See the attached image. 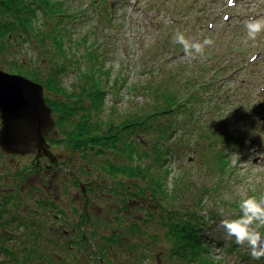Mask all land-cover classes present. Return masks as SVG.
<instances>
[{"label":"rangeland","instance_id":"374dc122","mask_svg":"<svg viewBox=\"0 0 264 264\" xmlns=\"http://www.w3.org/2000/svg\"><path fill=\"white\" fill-rule=\"evenodd\" d=\"M61 1L70 14L62 25L67 26V33L72 41L67 36L64 37L69 59H60L59 63L66 64V71L60 79L67 89H60L58 100L69 98L64 93L71 92L73 84L79 81L81 71L90 67V63L86 64L83 57L85 47L89 46H94L103 68L110 72V77H103L107 94L106 108L102 116L106 119L113 117L119 121L134 110L157 102L145 86L151 81L160 80L169 69H177L186 78L197 79L198 85H193V88L197 87L199 97L203 95L209 102L207 103V99L192 102L190 110L159 119V122L163 123H167V119L174 121L171 143L175 152L168 156L166 163L170 169L165 180L167 188L178 189L182 186L184 194L187 193L185 188L192 191V197L189 199L191 207L199 210L200 214L208 219L205 236L212 239L211 257L215 262L264 264V258L252 259L249 248L236 245L234 238L226 237L224 229L220 227L223 219L239 218V202L242 199L264 195V155H261L264 154V33L255 41L244 42L247 38L245 22L264 16V0H233L231 4L229 0ZM102 10L106 11L107 16ZM198 23H201L202 28ZM177 30L184 32L189 39L208 38L214 43L206 48L204 56L189 59L181 46L173 42V35ZM17 40L21 41L23 38ZM19 44L22 45V50L18 54L13 52V55L37 60L35 57L41 52L40 49L38 52V48L28 41ZM13 57L10 55L6 59L11 61ZM2 59L0 55V68L10 72ZM76 59L79 60L80 67L72 65L71 62ZM43 61L47 65L51 64L48 58ZM218 104H221V112L215 109ZM247 106L251 110L257 108L254 116L259 119L254 124L245 119L247 125L239 126L236 119L240 118L241 112L247 118ZM231 108H235V117L231 115ZM205 122L218 123L213 128L218 130L221 136L217 137L215 133L210 132ZM58 131L59 129L55 131L57 137H63L62 129ZM205 133L213 135L212 139H202ZM156 135V130L142 131V146H146L145 140L151 145L154 141L152 138ZM230 137H234V140ZM72 146L70 143H63L62 148H59L61 155L56 166L61 171L46 168L43 171L21 173L16 171L19 165L21 162H30V158H34L32 155L4 158V163L7 162L10 166L8 169L12 171H1L3 174L0 177V208L3 209L5 219H1L4 222L0 224V228L8 226L13 232L12 235L30 234L31 239H38L31 244L41 243L42 253L47 251L50 256V250L54 249L52 247H57L54 243H65L70 239L69 236L79 232L80 226L88 233L96 231L97 247H101L100 243L103 244L102 235L121 232L125 238L124 242L119 246L115 245V248L106 254V262L183 264L181 259L169 255L170 249L166 239H163L160 246L154 247L158 254L150 252V236L159 233L161 237L167 230V224L163 225L157 215V212L163 214L164 209L158 208L155 201L148 199L147 206L156 216L153 220H146L142 216L145 212L137 207L142 200L120 190L128 187L135 192V181L122 173L111 172L107 157H111L114 163H118L120 157L112 150L95 153L91 149L88 156L87 148L79 149L73 146V149ZM222 151L226 152L228 164H221L216 159L222 155ZM67 152L72 153V156ZM207 157L211 158L209 162L205 161ZM121 160L123 161L122 158ZM2 163L0 160V164ZM70 169L74 170L80 182L87 186L90 205V221L86 222L82 216L68 217L78 225L76 231L71 230L72 225L67 219L57 221L50 218L46 214L50 213L49 207H45L53 206L47 204L46 199L57 196L60 201L54 205L64 207L68 211L84 209L80 187L74 184L65 186L64 176H67L66 172ZM154 171L162 170L154 167ZM5 175L6 180L3 179ZM119 181L126 182V187H122ZM158 197L164 201L160 195ZM197 199L201 200V203L195 204ZM176 200L179 201L177 198ZM123 206L127 208H121V217L118 218H123L124 221L110 222L112 213L115 210L119 212L118 208ZM15 212L22 216V220L17 218L10 222L9 219ZM133 222H138L143 227L142 233L135 230L133 233L129 232L127 226ZM260 232L264 235V229H260ZM6 234L10 235L9 232ZM216 239H220L221 244H218ZM3 246L0 245V264H16L9 259L6 251L2 250ZM21 247L17 248L22 250ZM118 247L119 249L115 250ZM231 247L233 250H228ZM70 252H66L71 262L69 264H78V261L85 264L88 259L95 258L81 245L76 246L77 258ZM51 253L53 254V251ZM30 263L35 264L32 261ZM93 264H97V261Z\"/></svg>","mask_w":264,"mask_h":264},{"label":"trees","instance_id":"16d2710c","mask_svg":"<svg viewBox=\"0 0 264 264\" xmlns=\"http://www.w3.org/2000/svg\"><path fill=\"white\" fill-rule=\"evenodd\" d=\"M102 12L107 16L105 10H102ZM69 16L65 4L61 0H0V55L10 72L30 77L40 82L46 89L66 90L67 88L62 85L60 79V76L66 71V64L59 63V61L60 59H69L64 40L66 36L69 39L68 29L66 25H62ZM198 26L202 28L201 23H198ZM21 37L23 40H17ZM69 40L72 41V38ZM26 41L33 43L38 48V52L39 49L41 50L35 57L36 61L30 57L20 58L13 55V52L18 54L22 50V45L19 42L24 44ZM18 45H20V49H18ZM93 47H85L83 57L86 64L90 63V67L85 71H81L79 81L73 84L70 89L71 92L64 93L69 98L63 101L55 100L54 105H52L57 112L58 132H60V128L63 132V137H60L59 142L70 143L79 149L87 148L88 156L90 155V149L94 150L95 153H106L112 150L116 156L120 157V160L118 163H114L111 157H107L111 172L122 173L130 180L135 181L134 196L136 199L142 200L137 204V207L145 212V215L142 216L146 220H153L156 216V213H153L147 206L146 201L148 199L155 201L158 208L164 209L163 214L157 212V215L163 225L167 224L165 225L167 230L165 235L161 237L159 233L150 236L151 239H148V245L151 253L158 254L155 246H160L163 239H166L170 249L168 250L169 255L181 259L183 264H218L211 257L212 239L205 236L208 219L201 215L199 210L193 209L189 203L192 191H187V188H185L187 193L184 194L182 186H179L178 189H168L165 182L170 172L166 164L168 156L175 152L171 143L174 121L167 119V123H163L159 122V119H162L163 116L173 115V113L190 110L192 102L207 99V97H202L203 95L199 97V93L196 91L197 87L193 88V85H198L197 79L193 77L186 78L177 69H169L160 80L151 81L145 86L147 91H150L152 98L158 100L157 102L147 107L142 106L139 110H134L119 121L114 120L113 117L106 119L102 116L106 108L105 97L107 94L103 77H110V72L103 68L101 59ZM10 55L14 57L11 61H8L6 58ZM26 55L28 54L26 53ZM46 58L49 59L50 65L43 61ZM71 63L73 66L80 67L78 59L73 60ZM215 109L221 112V104L216 105ZM231 109V115L235 117V108ZM245 111L249 113L247 118L241 112L240 118L237 117L236 119L239 126L247 125L245 119H248V123L253 122V124L259 119L258 116H254L255 112L258 111L257 108L251 110L247 106ZM205 124L210 132L215 133V136H221V133L213 128L218 123L205 122ZM152 130L157 131V135L152 138L154 141L149 145L145 140L144 144L146 146H142L141 132ZM132 132H134V136L131 137ZM212 136L205 133L202 139L211 140ZM230 138L234 140V137ZM54 140L58 141L57 139ZM73 146L72 148L75 149ZM2 154L0 148V157H4ZM225 156L226 152L222 151V155L217 156L216 159L221 164H228V159ZM210 159L207 157L205 161L209 162ZM154 167H159L162 171H154ZM7 168H10L8 164ZM20 172L23 173V171ZM119 184L126 187L127 183L119 181ZM120 190L128 192V187L120 188ZM158 195L164 201L160 200ZM45 201L47 204H53V206L57 204L52 199H46ZM199 203H201V200L197 199L195 204ZM121 208L127 207H119V212L115 210L112 213L113 218L109 219L110 222L121 223L124 221L123 218H118L121 217ZM2 210L0 208V224L4 222L1 219H5ZM7 212L10 213L9 210ZM60 212L66 216L69 224L76 231L78 225L74 220H69V216L63 211ZM81 216L86 222L91 220L89 214H82ZM17 218L22 220V216L15 212L11 215L9 221L11 222L12 219ZM127 229L130 233H133L134 230L143 232V227L138 222L128 224ZM7 232L10 235H7ZM12 233L6 225L0 228V245L5 244L2 250H5L9 259L16 264H33L30 263L31 261L35 264H69L71 262L67 258L66 252L71 251L70 254L77 258L75 250L76 246L79 245L88 250L89 255L95 256L94 260L88 259L85 264H93L96 261L97 264H110V261L106 262V254L115 248V245L123 244L125 239L121 232L102 235L103 244L100 243L101 247H97L95 245L96 231L88 233L80 226L79 234H76L77 237L70 238L61 244H57L56 241L54 244L57 247H52L54 249L50 250L49 254L52 255L50 256L47 251L42 253L43 246L41 243L40 245L31 244V242H36L38 239H31L30 234L28 236L27 233L23 235H12ZM7 237L8 239H6ZM216 240L219 241L220 239ZM218 244H221V241ZM17 245L22 246L21 249H23H18ZM118 249L119 247L115 250ZM228 250L232 251L233 248L231 247ZM52 251L54 255L51 253ZM78 264H80V261H78Z\"/></svg>","mask_w":264,"mask_h":264},{"label":"water","instance_id":"95a60500","mask_svg":"<svg viewBox=\"0 0 264 264\" xmlns=\"http://www.w3.org/2000/svg\"><path fill=\"white\" fill-rule=\"evenodd\" d=\"M0 119V147L5 152H37L55 159L46 140L55 120L40 82L0 68Z\"/></svg>","mask_w":264,"mask_h":264},{"label":"clouds","instance_id":"9594fccd","mask_svg":"<svg viewBox=\"0 0 264 264\" xmlns=\"http://www.w3.org/2000/svg\"><path fill=\"white\" fill-rule=\"evenodd\" d=\"M233 0H229L231 4ZM246 40L255 41L264 33V16L256 17L245 22ZM173 42L184 51L189 59H195L205 55V50L214 42L211 39L203 40L189 39L185 33L177 30L173 35ZM264 139V137H262ZM264 155V154H261ZM241 215L237 219H223L220 223L225 231L226 237L234 238L239 246H247L251 251V258L260 260L264 258V237L260 229H264V195L259 198L250 196L239 202Z\"/></svg>","mask_w":264,"mask_h":264},{"label":"flooded vegetation","instance_id":"af4514ba","mask_svg":"<svg viewBox=\"0 0 264 264\" xmlns=\"http://www.w3.org/2000/svg\"><path fill=\"white\" fill-rule=\"evenodd\" d=\"M57 91L58 90H56V89H46V88H44L45 102H46V104L48 106H50L52 108V115H53V118L55 119V122H56V118H57V112L55 111L54 106H52V105H54L55 100H58L57 95H59L58 92L60 90L58 92ZM68 92H70V91H67V93ZM0 125H1V120H0ZM56 130H57V123H56L54 129L52 130V132L46 137V140L49 143L50 150L53 152L54 156L56 157L54 160H52L50 157H48L46 155H39L37 152H35V153H26V154H22V155H16V154H9V153L3 152L1 150L2 153H3L2 155L4 157H0V160L3 161V163L0 164V177L3 174V172L12 171V170H9L7 168V162L4 163V158L5 159L6 158L13 159L15 157H22L23 158L25 156L29 157L31 155L34 158H30V162H28V163L21 162V164L19 165V167H18V169L16 171H43V169H46V168H50L51 171H61L56 165L58 164L59 158H60V155H61V152L59 151V148H62L61 145H63V143L59 142L61 138L57 137V134L55 133ZM53 135H54V137H53ZM54 139H57L58 141H56ZM67 154L70 157L72 156V153H70V152H67ZM6 168H7V170H6ZM1 171H3V172H1ZM67 172H66L67 176H64L65 186H69V185L74 184L75 186L78 185L80 187V190H81V192L83 194V196L81 198V202L83 203L84 209L82 210L81 208H78V209H71V211H68L64 207H61V206H58V205H54L52 207L48 206L49 210H50V213H46V214L50 218L52 217V218L56 219L57 221H60L62 218L66 219V216L60 211H63L67 216H73L75 218L77 216L80 217V215H82V214H88V208H90L87 186L85 187V184L80 182L79 176L74 170L70 169ZM5 177H6V175L3 177L4 180H6ZM73 181H75V182L73 183ZM128 193H131L132 196L135 197L134 196V192H132L130 189H128ZM48 199L55 200L56 203H58V204H59V201H60L59 198L57 199V196L55 198H48ZM60 226H61V224H60ZM67 230H65V231H67ZM71 230H73V227H71ZM75 234H79V232H77ZM74 235L69 236L68 238L77 237V236H74Z\"/></svg>","mask_w":264,"mask_h":264}]
</instances>
